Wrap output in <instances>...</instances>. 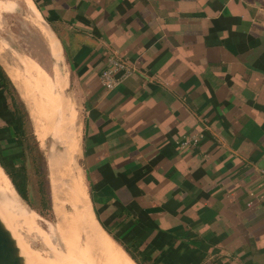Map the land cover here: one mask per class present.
<instances>
[{
	"label": "crops",
	"instance_id": "1",
	"mask_svg": "<svg viewBox=\"0 0 264 264\" xmlns=\"http://www.w3.org/2000/svg\"><path fill=\"white\" fill-rule=\"evenodd\" d=\"M32 1L108 235L135 264H264V0ZM112 55L134 70L108 89Z\"/></svg>",
	"mask_w": 264,
	"mask_h": 264
},
{
	"label": "rangeland",
	"instance_id": "2",
	"mask_svg": "<svg viewBox=\"0 0 264 264\" xmlns=\"http://www.w3.org/2000/svg\"><path fill=\"white\" fill-rule=\"evenodd\" d=\"M0 49L5 55L0 64L14 85L2 93L0 79V154L13 173L23 170L28 196L18 193L0 165V215L27 263L73 264L85 258L95 264L109 247L135 264L93 215L79 98L60 43L31 0H0ZM12 87L24 116L21 130L10 123Z\"/></svg>",
	"mask_w": 264,
	"mask_h": 264
},
{
	"label": "trees",
	"instance_id": "3",
	"mask_svg": "<svg viewBox=\"0 0 264 264\" xmlns=\"http://www.w3.org/2000/svg\"><path fill=\"white\" fill-rule=\"evenodd\" d=\"M0 79L3 82V87L1 89L2 93H6V89L10 85L14 86L10 77L7 75L6 71L3 69L1 64H0ZM13 90L15 92V87L13 88ZM10 96H11L12 100L14 101L15 109L17 110V112H15V109H14V111L11 112L12 120L10 121V123L13 124L14 126L18 127L19 130H21L24 128V116H23L22 111L20 110V108L18 106V100L16 97L17 92L12 93ZM0 165L4 168L6 173L11 178L12 183L14 184L18 193L24 199H28L27 191H26V176L24 175L25 173L23 172V170L19 169L16 173L15 172L13 173V171L10 170V167L8 166V164L2 158L1 154H0Z\"/></svg>",
	"mask_w": 264,
	"mask_h": 264
},
{
	"label": "water",
	"instance_id": "4",
	"mask_svg": "<svg viewBox=\"0 0 264 264\" xmlns=\"http://www.w3.org/2000/svg\"><path fill=\"white\" fill-rule=\"evenodd\" d=\"M31 2L35 6V4L32 0H31ZM36 9H37V7H36ZM41 17H42V22L54 32V30L52 29L49 22L42 15H41ZM54 34L57 37L55 32H54ZM57 39L59 40L58 37H57ZM59 42H60V40H59ZM60 44H61V42H60ZM61 47L63 50L64 59H66L62 44H61ZM101 227H102V225H101ZM0 264H28L25 256L22 253V250H21V247L18 243L17 238L15 237L13 231L9 228V226L7 225V223L2 218L1 215H0Z\"/></svg>",
	"mask_w": 264,
	"mask_h": 264
},
{
	"label": "built area",
	"instance_id": "5",
	"mask_svg": "<svg viewBox=\"0 0 264 264\" xmlns=\"http://www.w3.org/2000/svg\"><path fill=\"white\" fill-rule=\"evenodd\" d=\"M127 62L117 56H109L105 69L102 71L100 78L102 84L108 89H114L119 85L126 77L133 72ZM199 137H194L193 143H197Z\"/></svg>",
	"mask_w": 264,
	"mask_h": 264
},
{
	"label": "bare ground",
	"instance_id": "6",
	"mask_svg": "<svg viewBox=\"0 0 264 264\" xmlns=\"http://www.w3.org/2000/svg\"><path fill=\"white\" fill-rule=\"evenodd\" d=\"M39 12V11H38ZM41 15V14H40ZM41 22H42V17H41ZM42 24L47 28V29H49L50 30V32L53 34V35H55L54 34V32L48 27V26H46L43 22H42ZM56 37V36H55ZM57 38V37H56ZM58 40V39H57ZM2 49H0V51H1ZM4 52V51H3ZM4 54H6V53H4ZM4 56L5 55H3V53H2V51L0 52V59H2L3 61H4ZM63 58H64V56H62V60H63ZM59 63V62H58ZM13 80H15V78L13 77ZM59 97V96H58ZM56 100V99H55ZM26 219H28V218H26ZM100 239V238H99ZM102 239V238H101ZM100 239V240H101ZM94 240V239H93ZM100 240H98V238H97V241H100ZM106 241V240H105ZM93 242V241H92ZM94 243V242H93ZM97 243V242H96ZM94 245V244H93ZM96 246V245H95ZM105 246V245H104ZM100 247H101V245H100ZM99 247V248H100ZM105 247H107V245L105 246ZM109 247H107V253L104 255V257H101V258H99V260H98V262H96L95 264H129V262L125 259V258H121L118 254H115V252L114 251H109V249H108ZM105 250V249H104ZM99 251V250H98ZM97 251V252H98ZM105 253V252H104ZM117 253V252H116ZM106 256V257H105ZM84 257V256H83ZM124 257V256H123ZM127 258V257H126ZM77 260V261H76ZM72 261H74V263L73 264H93L92 263V260H88V259H85V258H76L75 260H72Z\"/></svg>",
	"mask_w": 264,
	"mask_h": 264
}]
</instances>
